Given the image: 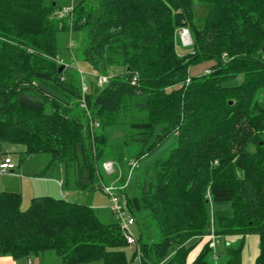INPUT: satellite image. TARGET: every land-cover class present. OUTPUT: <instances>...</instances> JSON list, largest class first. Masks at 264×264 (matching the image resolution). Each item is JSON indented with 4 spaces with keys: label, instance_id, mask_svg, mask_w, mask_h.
Listing matches in <instances>:
<instances>
[{
    "label": "trees",
    "instance_id": "16d2710c",
    "mask_svg": "<svg viewBox=\"0 0 264 264\" xmlns=\"http://www.w3.org/2000/svg\"><path fill=\"white\" fill-rule=\"evenodd\" d=\"M193 2L204 7L198 22ZM61 8L56 0H0V145L23 147L21 160L49 155L64 192L92 193L103 174L115 187L125 183V147L138 165L172 141L140 173L138 196L118 190L138 228L140 263L242 264L254 237L252 264H264V0H99L95 9L78 2L70 26L50 18ZM181 28L191 45L179 56ZM64 30L86 33L81 55L99 75L118 69L95 96L58 72L55 36ZM207 63L208 74L189 77ZM119 127L127 128L124 141L107 147L102 131ZM105 158L114 160L113 176ZM21 204L19 193L0 192V255L28 264L46 253L60 264H133L136 250L115 220L103 224L65 198ZM210 221L224 256L214 261L205 243L188 261L186 243Z\"/></svg>",
    "mask_w": 264,
    "mask_h": 264
},
{
    "label": "rangeland",
    "instance_id": "374dc122",
    "mask_svg": "<svg viewBox=\"0 0 264 264\" xmlns=\"http://www.w3.org/2000/svg\"><path fill=\"white\" fill-rule=\"evenodd\" d=\"M60 7H66L71 5L75 7L78 2L81 5L85 6L86 8L89 7L91 9H95L98 6L99 0H56ZM48 2V0H47ZM193 10L195 13V20L198 22L203 15L204 7L197 2H193ZM58 9H54L50 18L53 20H61L66 25L65 21H67L68 26H70V20L67 18H58ZM60 21V22H61ZM60 24V23H59ZM187 31L189 44L184 45L182 40V32ZM176 39H177V46L176 52L179 56L185 55L190 53V45H191V38L190 34L187 29L181 28L176 32ZM88 40L86 33L83 32H76V31H59L55 36V46L57 48V61L56 63L59 66H63L64 74L67 75H75L78 78V85L83 93L90 94L92 96L97 95L101 88L97 85L96 77L99 75L98 71L91 66V64L82 58L81 51L87 45ZM224 56V55H223ZM212 64H202L200 66L192 67L189 69V77L200 75L202 71L207 70ZM118 69L116 67H108L105 70V76L107 78L111 77L112 75L116 74ZM74 76V77H75ZM189 78L186 79V83H189ZM240 82V77L236 78L235 81L230 82V85H234ZM90 119V117H88ZM94 130H99L100 124L96 122L94 125ZM127 132V128L119 127V128H111L102 131V136L106 139L107 147H114L120 145L124 140V135ZM93 142V137L91 138ZM172 141L166 143L163 148L157 153L155 156L150 157L142 164L136 163V166L131 167L128 166V161H134L133 151L131 149H127L125 147L123 152V157L126 161L124 167L127 170V175L130 173L128 177H126L124 193L126 198H133L138 196V181L140 173H143L144 168L149 165L152 161L156 158H159L163 154H165L168 149L170 148ZM93 146V145H92ZM23 147L20 145H13V144H1L0 145V159L4 157H8L12 164L14 165V170L12 173H0V192H15L19 193L21 196V208L26 209L30 203V199L34 197L43 196L41 194H45L46 196H62L63 198L75 201L77 203L86 205L90 207L95 214L97 215L99 221L103 224H108L114 221L113 217L110 214L109 208L111 206L110 198L107 193L103 191L105 184L107 187L113 185L115 183L113 181V174L114 172H110V170H105L104 172L107 175L113 177H107L103 174V181L99 186V189L92 192V193H83L80 191L69 190L67 192H61L58 190V195H54L52 193H41L45 192V186H43V181H51L52 179H57V176L61 175V169L57 165L49 166L50 164V157L47 154H38L31 156L27 159L21 160L20 153H22ZM106 157V156H105ZM123 159V160H124ZM129 159V160H127ZM113 159H106L103 160V163H112ZM113 164V163H112ZM113 169V168H112ZM114 170V169H113ZM135 170V171H134ZM132 172H134L132 174ZM126 175V176H127ZM52 185V184H49ZM102 186V187H101ZM51 187V186H50ZM34 191H31L33 190ZM50 192V191H47ZM110 193H113L112 191ZM35 194V195H34ZM140 221V227L143 231H148L149 229L146 228L143 220L137 219ZM145 226V227H144ZM216 224L210 221L208 229L205 231L206 234L201 236L200 239L193 238L186 243L187 248H191L189 254L190 257H194L198 255L200 249L202 248L204 241L209 244V239L207 235L213 233L215 235ZM131 233L136 237L138 235V228L136 225L130 229ZM151 234L155 232V230L150 227ZM149 230V232H150ZM202 239V240H201ZM223 240V239H222ZM221 240V242H222ZM258 251V242L254 237L248 238L246 240V244L242 254V264H252L254 257L256 256ZM215 256L217 259L224 256V247L223 244L216 246L215 249ZM189 259V258H188ZM31 264H60V259L54 253H46L42 258H33L30 260ZM0 264H27V261L20 260L14 261L8 256L0 255ZM90 264H101L100 262H93ZM133 264H136L133 261Z\"/></svg>",
    "mask_w": 264,
    "mask_h": 264
},
{
    "label": "built area",
    "instance_id": "2783aa9c",
    "mask_svg": "<svg viewBox=\"0 0 264 264\" xmlns=\"http://www.w3.org/2000/svg\"><path fill=\"white\" fill-rule=\"evenodd\" d=\"M72 11H73V7L71 5L66 6V7H62L61 9H59L57 17L58 18L70 17ZM183 32H187V31H183ZM188 44H189V41L184 45H188ZM208 72H209L208 70H204L202 73L208 74ZM107 79L108 78L106 76L98 75L96 77L97 85L99 87L102 86L104 83H106ZM128 166L131 167L130 169H132L133 166H136L135 161H130L128 163ZM102 167L105 170H110V172H113V169H112L113 164L112 163H103ZM13 170H14V165L12 164V162L10 161V159L8 157H5L0 162V173H6V172L10 173ZM129 175H130V173L127 175V177ZM125 182H126V180H125ZM123 188H125V183L121 187H115L113 185H111L109 187H104L103 191L109 195L110 203H111V206L109 208L110 213H111L112 217L114 218L115 222L117 223V225H118V227L122 233V237H123L126 245H128L129 247L134 248L136 250L137 255H136L134 261L136 262V264H141L140 263L141 260H140L139 245H138L136 237L131 233V230H130L133 227V225L135 224V220L131 216V214L129 213V211L126 207L125 200H123V197H121L118 194V190L123 189ZM111 191L113 193H110ZM207 237L209 239V246L213 251V260L217 261V257L215 256V249H216V246L218 245V241H217L218 238L216 236H214L213 233L207 235Z\"/></svg>",
    "mask_w": 264,
    "mask_h": 264
},
{
    "label": "crops",
    "instance_id": "0c3cea01",
    "mask_svg": "<svg viewBox=\"0 0 264 264\" xmlns=\"http://www.w3.org/2000/svg\"><path fill=\"white\" fill-rule=\"evenodd\" d=\"M10 173H12V172H10ZM61 183H62V172H61V175L60 176H57V179H55V180L52 179L51 181H43V184H44L43 186H45V190H44L45 192H41V193H52L54 195H58L57 192H58V190H60V194H61V192H63V190L61 189ZM49 184H52V185H49ZM31 191H34V189L31 190ZM47 191H50V192H47ZM7 192H9V191H7ZM41 195L46 196L45 194H41ZM51 197H54V198H63L62 196H51ZM217 241H218V245L217 246H219V245L222 244L221 239L218 238ZM205 243H206V240L204 241V244ZM194 257H190V254H189L188 261H191ZM27 264H28V262H27Z\"/></svg>",
    "mask_w": 264,
    "mask_h": 264
},
{
    "label": "bare ground",
    "instance_id": "6f19581e",
    "mask_svg": "<svg viewBox=\"0 0 264 264\" xmlns=\"http://www.w3.org/2000/svg\"><path fill=\"white\" fill-rule=\"evenodd\" d=\"M181 35L184 44H186L189 41L187 32H183Z\"/></svg>",
    "mask_w": 264,
    "mask_h": 264
},
{
    "label": "water",
    "instance_id": "95a60500",
    "mask_svg": "<svg viewBox=\"0 0 264 264\" xmlns=\"http://www.w3.org/2000/svg\"><path fill=\"white\" fill-rule=\"evenodd\" d=\"M262 52L264 53V46H263ZM63 68H64L63 66H60L58 69V72H61L63 70Z\"/></svg>",
    "mask_w": 264,
    "mask_h": 264
}]
</instances>
